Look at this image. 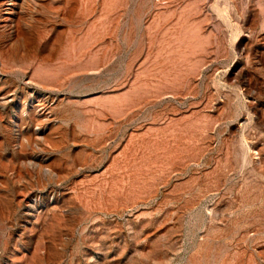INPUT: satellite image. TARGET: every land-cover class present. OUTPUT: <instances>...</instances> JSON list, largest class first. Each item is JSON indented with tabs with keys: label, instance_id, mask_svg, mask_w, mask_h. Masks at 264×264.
<instances>
[{
	"label": "rangeland",
	"instance_id": "374dc122",
	"mask_svg": "<svg viewBox=\"0 0 264 264\" xmlns=\"http://www.w3.org/2000/svg\"><path fill=\"white\" fill-rule=\"evenodd\" d=\"M20 3L0 264H264V0Z\"/></svg>",
	"mask_w": 264,
	"mask_h": 264
},
{
	"label": "bare ground",
	"instance_id": "6f19581e",
	"mask_svg": "<svg viewBox=\"0 0 264 264\" xmlns=\"http://www.w3.org/2000/svg\"><path fill=\"white\" fill-rule=\"evenodd\" d=\"M21 1V3L19 4V9H21V10H24L27 6H28V3L30 2V1H33V0H20ZM34 1H37V0H34ZM8 13H10L9 11H6V14H8ZM14 24V28H13V34H19V31H20V26H19V24L17 23V22H14L13 23ZM21 44V42L19 41H17L16 43H14L13 44V46L16 48V49H18V47L19 46H21L20 45ZM21 48V47H20ZM246 121V120H245Z\"/></svg>",
	"mask_w": 264,
	"mask_h": 264
}]
</instances>
